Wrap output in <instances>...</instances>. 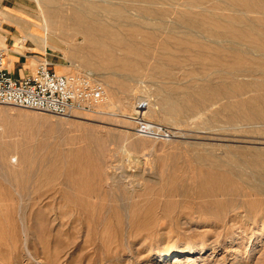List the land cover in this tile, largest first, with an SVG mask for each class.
I'll list each match as a JSON object with an SVG mask.
<instances>
[{
  "label": "rangeland",
  "instance_id": "1",
  "mask_svg": "<svg viewBox=\"0 0 264 264\" xmlns=\"http://www.w3.org/2000/svg\"><path fill=\"white\" fill-rule=\"evenodd\" d=\"M175 1L165 17L131 12L144 31L169 41L164 53L153 41L128 36L127 21L104 12L98 18L113 35H95L114 59L87 57L98 45L84 41L71 20L39 39V50L47 52L40 59L51 70L92 73L107 100L97 112L72 117L0 104V264H264V155L253 165L225 150H264V141L251 140L264 134V125L230 123L228 110L215 117L217 108L231 105L225 99L209 110L189 108L201 97L197 87L216 80L176 50L175 39L189 31ZM79 4L88 20L89 4L113 6L104 0H28L27 6L43 34V13L61 8L69 16ZM139 101H147L144 111ZM141 121L170 137L139 135ZM211 146L225 153L211 155ZM213 160L235 165L228 196L212 198L204 189L210 177L200 166ZM10 176L33 188L19 190Z\"/></svg>",
  "mask_w": 264,
  "mask_h": 264
},
{
  "label": "bare ground",
  "instance_id": "2",
  "mask_svg": "<svg viewBox=\"0 0 264 264\" xmlns=\"http://www.w3.org/2000/svg\"><path fill=\"white\" fill-rule=\"evenodd\" d=\"M104 1L113 6L97 8V6L89 4L88 8L92 14L90 20L86 19L82 14L85 11L80 9L84 7L82 4H79V8L72 9L69 16L63 15L61 8L56 9L57 11L54 14L45 12L46 14L43 13L44 25L41 28L43 34L39 33L33 36L38 41L39 39H44L46 35L53 36L54 27L51 26L71 20L75 22L76 26L82 28L79 33H81L84 41L98 45L94 52L87 57L94 60L95 56L101 55L108 59H114L115 55L95 35L96 32L113 35V31L111 32L105 21L98 18V15L104 12L116 20L127 21L129 27L126 29V34L128 36L142 38L144 41H153L155 45H158L156 49L163 53L168 50L169 41H164L161 37L156 36L151 32L154 31L153 29L144 31L143 29L148 27L136 21L135 23L134 15L131 12L133 10H139L141 14L143 12L142 16L144 15L146 20H151L155 17H165L167 11H170L166 8L168 6L172 7L170 2L175 0ZM175 3V6L180 9V11L176 12L175 10V12L189 31L185 37L175 39L178 42L176 50L188 54L197 63L203 64L206 69L210 70L213 79L216 80V83H203L197 87L195 92L201 97L199 100H192L189 108L209 110V107L215 104L217 100L225 99L231 105L217 108L219 110H215L212 113L215 117L221 111L228 110L231 112L227 117L230 123L240 122L245 128H250L251 125L259 123L264 125V0H176ZM73 41H75V38ZM62 44L67 49L70 48L69 42ZM129 44L134 45L132 42ZM131 45H129L130 48L132 47ZM59 49L63 50L64 47L59 45ZM70 51L71 54H75L74 51ZM155 53L154 51L151 55ZM147 57L149 58L148 55ZM98 63L102 65L104 62L98 61ZM205 91H212L213 93L209 94L212 98L208 97ZM236 126L238 127V124ZM251 140L262 143L264 134L251 136ZM207 149V152L211 155L215 154L216 150H223L222 147L212 146ZM225 150H230L231 153L233 151L237 152V154H233L238 158L243 155L245 158L251 159L253 165L261 163L264 155V150H260V148L230 149L227 147ZM225 150L222 152L225 153ZM201 157L204 158V156ZM202 164L200 171L203 172V175L210 177L204 188L209 196L220 198L230 195L234 189V181L230 174L236 175L233 168L235 165L218 160L202 162ZM26 180L17 179L15 182L13 180V182L21 191L31 190L33 187L28 188L30 182ZM11 181L9 179V182ZM12 186L14 185L12 184ZM16 187L14 188L17 189ZM216 204H221L220 199L216 200Z\"/></svg>",
  "mask_w": 264,
  "mask_h": 264
},
{
  "label": "built area",
  "instance_id": "3",
  "mask_svg": "<svg viewBox=\"0 0 264 264\" xmlns=\"http://www.w3.org/2000/svg\"><path fill=\"white\" fill-rule=\"evenodd\" d=\"M51 63L40 59L34 69L21 77H13L5 66V49L0 48V104L33 109L63 117L97 112L107 100L102 81L87 71L57 73ZM147 101H139L137 109L144 111ZM139 135L168 139L163 127L148 121L138 122Z\"/></svg>",
  "mask_w": 264,
  "mask_h": 264
},
{
  "label": "crops",
  "instance_id": "4",
  "mask_svg": "<svg viewBox=\"0 0 264 264\" xmlns=\"http://www.w3.org/2000/svg\"><path fill=\"white\" fill-rule=\"evenodd\" d=\"M27 3L28 0H0V48L5 49L6 69L15 78L30 73L43 58L41 54L47 53L45 48L39 50V41L33 36L39 34V19L29 12Z\"/></svg>",
  "mask_w": 264,
  "mask_h": 264
}]
</instances>
